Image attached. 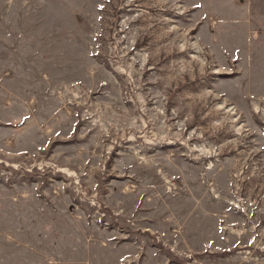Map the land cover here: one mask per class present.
Instances as JSON below:
<instances>
[{
  "label": "rangeland",
  "instance_id": "obj_1",
  "mask_svg": "<svg viewBox=\"0 0 264 264\" xmlns=\"http://www.w3.org/2000/svg\"><path fill=\"white\" fill-rule=\"evenodd\" d=\"M0 264H264V0H0Z\"/></svg>",
  "mask_w": 264,
  "mask_h": 264
}]
</instances>
